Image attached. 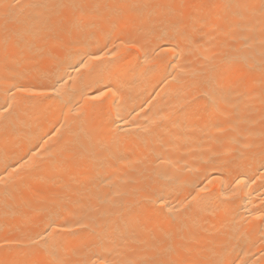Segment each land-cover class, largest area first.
I'll list each match as a JSON object with an SVG mask.
<instances>
[{"label":"bare ground","instance_id":"obj_1","mask_svg":"<svg viewBox=\"0 0 264 264\" xmlns=\"http://www.w3.org/2000/svg\"><path fill=\"white\" fill-rule=\"evenodd\" d=\"M54 240L264 264V0H0V264Z\"/></svg>","mask_w":264,"mask_h":264},{"label":"snow or ice","instance_id":"obj_2","mask_svg":"<svg viewBox=\"0 0 264 264\" xmlns=\"http://www.w3.org/2000/svg\"><path fill=\"white\" fill-rule=\"evenodd\" d=\"M51 227V225H50ZM45 253L52 256V260L50 261V264H63V261H61L58 257V251H59V245L54 240L51 249L47 247V241H46V247L44 249ZM28 264H39L38 261H32L28 262Z\"/></svg>","mask_w":264,"mask_h":264}]
</instances>
